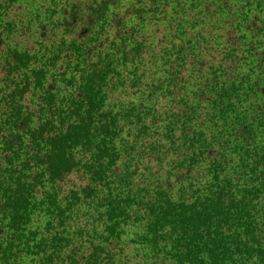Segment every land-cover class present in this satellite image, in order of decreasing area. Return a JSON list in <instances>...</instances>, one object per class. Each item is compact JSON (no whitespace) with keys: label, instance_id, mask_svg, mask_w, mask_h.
<instances>
[{"label":"trees","instance_id":"1","mask_svg":"<svg viewBox=\"0 0 264 264\" xmlns=\"http://www.w3.org/2000/svg\"><path fill=\"white\" fill-rule=\"evenodd\" d=\"M199 1L58 0L45 21L60 39L40 24L24 49L2 37L31 22L0 23V264H264V0H212L235 8L216 36L208 7L185 19ZM182 28L210 59L170 41ZM126 83L139 100L110 105Z\"/></svg>","mask_w":264,"mask_h":264},{"label":"rangeland","instance_id":"2","mask_svg":"<svg viewBox=\"0 0 264 264\" xmlns=\"http://www.w3.org/2000/svg\"><path fill=\"white\" fill-rule=\"evenodd\" d=\"M51 1L52 0H22L21 2L16 4L14 7L7 6V8H6L7 10L5 9L4 13H2L0 16V23L3 21H6V20L9 21L11 19V17H13V15L17 14V15L21 16V17L17 18V21L20 19L21 23H24V24L27 22V20L29 22H31L30 23V26H31L30 32H32V33H29V34L27 33L29 26L25 25L24 28H22L25 30L23 32H22V30H20V32L17 35L10 37V38L3 36L2 37V40H3L2 44H4L5 46H9V47L17 46L18 48H21V49H24L25 47L30 46L33 43L36 44L37 40H38L37 39L38 38L37 33L40 31L39 25L42 24V25L47 26V24H48L45 21V19H46L45 15H48V12L46 9L48 7H50V8L53 7V5L54 4L56 5L58 2V0H55L54 3H51ZM73 1H75V0H73ZM78 1L83 2L85 0H78ZM200 1H199L197 6L195 5V7H197V8H195V7L192 8V10H190L188 12V14L186 11V14H187L185 17L186 20L191 19L189 21L190 22L193 21L194 19H192L191 16L194 12L202 10L203 7H208L209 8V15H211V19H209L207 21L208 23H206L205 29L209 35L210 34L214 35V36H216L218 34L220 35L222 33L221 32L222 31L221 30L222 25L224 26V24H226V23H228L229 25H232V21L230 20V16H231V13L233 12V10L235 8L232 9L230 12H224L221 14V12L220 13L216 12L217 11L216 4H215V2H212V0H204V2H200ZM202 5H205V6H202ZM236 5H240V4L236 3ZM170 7L172 8V6H170ZM191 7H192V4H191ZM218 14H220V15H218ZM222 15H227V16H222ZM57 17H58V14H55L54 18L52 20H54V19L56 20ZM170 17L172 18V28H173V27H175V25L173 24L174 23L173 21L176 18V16L171 15ZM156 20H157V18H154L153 20L150 21L151 24H150L149 30H148V34L150 36L149 37L150 38V41H149L150 45H149V48L147 50L148 55H147V57L144 58V63L141 67V69L144 70L146 73V74H144L145 76H150L151 74L156 73V70L152 66V63L154 62V60H153V57H151L150 55L156 54V52H154L155 46L158 45L157 43L161 41L160 39L162 38L163 32H164L163 29H165L164 28L165 23H163V21L161 23H157ZM184 25L186 26V24H184ZM36 29H37V32L35 33ZM173 29H172V31H170V41L177 44V43H179V40L188 39V42H189L188 47L192 48L194 50L195 56L199 55L198 58L203 59V61H205V57H207L206 59H210L209 56L204 55V51H206V50L203 48V45H201V50L199 53L197 51V45H195V41H197L198 39H202V37H204V34L202 31H199L197 28L195 30L193 29L194 33L190 34V32H187V36L185 35L186 36L185 37L182 34L183 28L180 30H176L175 32H173ZM46 30L51 31V32H49L50 41H56V40L60 39V37H61L60 36L61 35L60 29L52 30V29H50V24H48V27L46 28ZM227 33H228V31H225L224 36H228ZM35 35H36V38H35ZM204 38H207V36H205ZM168 40H169V38H168ZM220 42H222V41H220ZM233 42L234 41H231V43H233ZM262 42L264 43V39ZM209 53L211 54L212 52L209 51ZM206 55H209L208 52L206 53ZM238 57H241V53L238 54ZM216 60L218 62L219 58H216ZM157 63H159V65H161L162 61L159 60ZM190 63H191V58L188 59L185 67H187V66L189 67ZM226 64H227V62L222 63V65H226ZM131 70L132 69H130V70L125 69L124 72L122 73L123 77H125V79H128L129 81L132 77V71ZM153 79H154L153 77H152V79L150 78L149 81L147 82L148 84L150 83V85L145 86V88H147V87L149 88V91H151L154 87V86H152ZM144 82H145V79H144ZM0 87H1V83H0ZM126 87L127 88H122V89H120V88L114 89L113 88L110 91V94H109L110 105L111 104L112 105L113 104L114 105L119 104V106H120L121 104H127L132 100L137 101V98L139 100V98H140L139 87L138 88L137 87H131V84H129V83H126ZM141 89H142V91H147V89H144V88H141ZM61 90H63V92ZM61 90H60V92H62L63 94H64V92H66V90L64 88H62ZM140 146L142 147L141 144H138L136 146V149H139ZM156 146H158V144L154 145V147H156ZM160 146H162V145H160ZM162 147L164 148V146H162ZM165 148L167 149L168 147H165ZM171 155H173V154H171ZM171 155H169L168 157H171ZM135 156L139 157L137 163H139V167H140L139 169L141 171L145 170L146 168L147 169H149V168L157 169L156 164H158V163L157 162H151L149 160V158H147L149 156V154H147V152L145 154L143 150H141V151L136 150ZM135 160H136V157H135ZM137 163L135 161L133 162V164H137ZM162 163L164 164V166H162V174L167 172L168 170H170L171 167H173V165H174V164H171L172 162L171 163L168 162V160H166V162H162ZM170 164H171V166H170ZM174 172H176V171H173L171 173H174ZM160 175H161V173L157 176H160ZM150 179L153 180L154 177L151 176ZM74 180L76 183L80 182V180H78L76 178H74ZM75 182H72V183L76 184ZM132 233H135V231L131 230L127 234L126 241L133 239L134 234H132ZM127 245L129 246V244H127ZM129 247L131 248L132 246H129ZM129 252H130L129 250H126L125 254H127L129 257H132V253H129Z\"/></svg>","mask_w":264,"mask_h":264}]
</instances>
